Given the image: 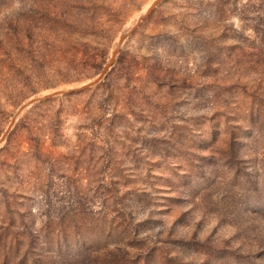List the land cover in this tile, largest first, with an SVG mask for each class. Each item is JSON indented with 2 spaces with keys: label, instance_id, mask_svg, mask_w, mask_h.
Here are the masks:
<instances>
[{
  "label": "rangeland",
  "instance_id": "374dc122",
  "mask_svg": "<svg viewBox=\"0 0 264 264\" xmlns=\"http://www.w3.org/2000/svg\"><path fill=\"white\" fill-rule=\"evenodd\" d=\"M154 1L0 0V264H264V0Z\"/></svg>",
  "mask_w": 264,
  "mask_h": 264
},
{
  "label": "water",
  "instance_id": "95a60500",
  "mask_svg": "<svg viewBox=\"0 0 264 264\" xmlns=\"http://www.w3.org/2000/svg\"><path fill=\"white\" fill-rule=\"evenodd\" d=\"M163 0H156L147 10V12L141 17V20L146 18L154 9V7L162 2ZM114 59H111L110 62L106 65V67L103 69V71L101 72V74L95 78L93 81L88 82L86 84L80 85V86H75V87H70V88H65V89H61V90H56L53 92H50L48 94H43L40 96L35 97L34 99H31L30 101H28L26 104L22 105L19 112L23 111L24 109H26L30 104L37 102V101H41V100H45V99H49L51 97L60 95V94H71L77 91H81L87 88H90L96 84H98L103 77L106 76L108 70L111 68L112 64H113ZM4 141V137L0 140V145L3 143Z\"/></svg>",
  "mask_w": 264,
  "mask_h": 264
},
{
  "label": "bare ground",
  "instance_id": "6f19581e",
  "mask_svg": "<svg viewBox=\"0 0 264 264\" xmlns=\"http://www.w3.org/2000/svg\"><path fill=\"white\" fill-rule=\"evenodd\" d=\"M155 1H156V0H155ZM155 1H154V2H155ZM154 2H152V4H153ZM152 4H150V6H151ZM150 6H149V7H150ZM149 7H148V8H149ZM148 8H147V10H148ZM147 10H146L144 13H142V14L138 17V19L136 20V22H137L138 20L141 19V17L147 12ZM136 22H135V23H136ZM135 23H134V24H135ZM130 28H131V27H130ZM128 30H130V29L127 28V29L125 30V32L123 33V35L120 37V39H119V41H118V43H117V46H116V48H115V50H114V54H113V56H112V59H114L115 54H116V52L118 51L119 45H120V43L123 41V37L127 34ZM47 94H48V93H47ZM33 99H34V98H33ZM29 101H30V100H29Z\"/></svg>",
  "mask_w": 264,
  "mask_h": 264
},
{
  "label": "trees",
  "instance_id": "16d2710c",
  "mask_svg": "<svg viewBox=\"0 0 264 264\" xmlns=\"http://www.w3.org/2000/svg\"><path fill=\"white\" fill-rule=\"evenodd\" d=\"M1 69V68H0ZM15 85V84H14ZM17 85H19L20 86V89H22L23 87H24V85L23 84H21V82H18V84ZM17 85H15V86H17ZM18 86V87H19ZM10 89V88H9ZM11 89L12 90H14L15 88L14 87H11Z\"/></svg>",
  "mask_w": 264,
  "mask_h": 264
}]
</instances>
